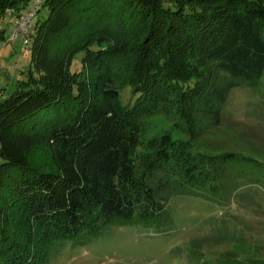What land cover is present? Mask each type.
<instances>
[{
	"label": "trees",
	"instance_id": "trees-1",
	"mask_svg": "<svg viewBox=\"0 0 264 264\" xmlns=\"http://www.w3.org/2000/svg\"><path fill=\"white\" fill-rule=\"evenodd\" d=\"M32 1L0 0V42L4 20ZM43 8L30 33L34 68L0 98V264H46L56 242L107 228L171 224L175 195L214 200L244 158L190 143L221 124L233 89L256 88L264 75V0H45ZM101 39L114 47L93 50ZM83 51L90 70L79 82L65 59ZM116 83L133 88L131 104ZM158 115L190 143L146 136ZM206 240L190 241V261L264 264L207 261Z\"/></svg>",
	"mask_w": 264,
	"mask_h": 264
},
{
	"label": "rangeland",
	"instance_id": "rangeland-1",
	"mask_svg": "<svg viewBox=\"0 0 264 264\" xmlns=\"http://www.w3.org/2000/svg\"><path fill=\"white\" fill-rule=\"evenodd\" d=\"M44 1L33 0L22 13L38 11ZM47 15V8L37 13L31 32ZM19 18L8 17L2 23L6 40L0 42V98L13 93L34 68L31 45H24L15 25ZM14 35L17 38L11 42ZM113 47V39H101L94 40L91 48L105 51ZM86 57L83 51L65 59L66 69L79 82L85 81L90 70ZM115 86L123 102L131 104L133 88L122 83ZM172 128L173 123L163 115L145 123L148 137L170 132L176 140L189 141ZM190 144L210 156L236 153L244 158L232 165L225 188L214 200L175 195L168 202L171 224L113 227L96 237L83 234L58 241L51 247L46 264H198L188 257V244L197 238L207 239L203 244L207 261L264 260V75L256 88L233 89L221 124L210 126Z\"/></svg>",
	"mask_w": 264,
	"mask_h": 264
},
{
	"label": "built area",
	"instance_id": "built-area-1",
	"mask_svg": "<svg viewBox=\"0 0 264 264\" xmlns=\"http://www.w3.org/2000/svg\"><path fill=\"white\" fill-rule=\"evenodd\" d=\"M39 9V8H38ZM37 10L31 11L29 13L21 14L20 18L15 21L17 31L22 34V39L24 45L28 46L30 44V32L32 27V20L35 18ZM17 37L11 39V42L14 41ZM7 44H3L6 46Z\"/></svg>",
	"mask_w": 264,
	"mask_h": 264
}]
</instances>
